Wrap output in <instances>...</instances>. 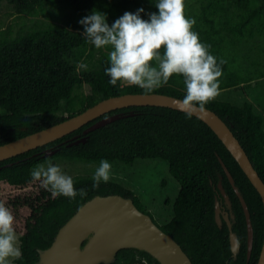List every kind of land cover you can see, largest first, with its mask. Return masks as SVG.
Segmentation results:
<instances>
[{
	"label": "trees",
	"instance_id": "trees-1",
	"mask_svg": "<svg viewBox=\"0 0 264 264\" xmlns=\"http://www.w3.org/2000/svg\"><path fill=\"white\" fill-rule=\"evenodd\" d=\"M3 2L13 7L18 19L30 17L33 24L15 32V25L5 28L6 22L0 21V145L65 121L107 98L144 93L138 87L110 84L105 71L110 66V49H99L97 57V48L84 36L79 21L98 10L111 26L125 12L136 14L141 8V18L148 20L149 14H158L155 0H0V9ZM185 15L195 19L193 30L210 46V54L226 61L219 91L264 79V0H185ZM154 93L183 98V78L174 75ZM260 104L264 107V99ZM206 107L232 125L264 180V111L252 100L237 105L215 98ZM116 114L121 117L84 133L98 120ZM82 138L86 141L75 143ZM53 149L56 153L45 155ZM152 158L167 161L181 187L173 217L161 228L193 264H257L264 240L260 193L207 123L185 111L150 105L112 110L54 142L0 161V202L13 212L19 237L21 255L15 264H36L39 249L50 247L61 227L96 195L130 197L147 213L139 197L113 179L93 189V176L77 177L75 188L87 190L86 197L53 198L39 181L32 180L34 167L57 159L133 164ZM220 159L250 211L254 230L250 259L246 215ZM220 179L235 215L233 230L240 245L236 258L227 223L220 227L216 221ZM109 264L160 263L145 251L127 248Z\"/></svg>",
	"mask_w": 264,
	"mask_h": 264
},
{
	"label": "water",
	"instance_id": "water-1",
	"mask_svg": "<svg viewBox=\"0 0 264 264\" xmlns=\"http://www.w3.org/2000/svg\"><path fill=\"white\" fill-rule=\"evenodd\" d=\"M182 99L161 93H128L107 98L65 121L0 145V161L54 142L112 110L150 105L189 113L180 105ZM189 114L200 118L213 129L260 193L264 204V180L235 136L232 125L207 107L203 112L195 111ZM120 117L119 114L104 117L88 127L84 133L101 128ZM85 141L86 139L82 138L75 143ZM56 151L47 150L45 155H53ZM220 161L246 215L248 259H250L254 240L250 211L231 172L223 160ZM221 179L218 188L226 198L228 207L231 208V201ZM215 202L216 221L220 227L223 226L224 221L227 222L229 244L236 258L240 251L238 235L233 230L229 216L222 210L219 199L217 198ZM232 217H235L233 213ZM261 246L257 264H264V240ZM127 248L145 251L160 264H193L191 258L171 234L165 232L149 213L142 211L132 198L121 194L96 195L87 201L57 232L52 245L47 249H39L40 257L36 264H109L115 260L120 250Z\"/></svg>",
	"mask_w": 264,
	"mask_h": 264
},
{
	"label": "clouds",
	"instance_id": "clouds-1",
	"mask_svg": "<svg viewBox=\"0 0 264 264\" xmlns=\"http://www.w3.org/2000/svg\"><path fill=\"white\" fill-rule=\"evenodd\" d=\"M157 13L141 18L144 9L136 14L125 12L111 26L106 14L93 10L81 19L84 36L97 49H110L109 67L105 70L112 86L138 87L151 94L168 85L175 76L183 78L185 95L180 105L187 112L206 110V105L219 95V80L224 60L210 54L208 45L200 41L193 30L195 19L185 15V0H155ZM81 64L79 67H84ZM111 163L101 160L92 180V188L110 179ZM34 182L51 193L74 200L84 198L87 190H77L72 178L59 166L48 163L31 171ZM21 255L13 212L0 202V264H12Z\"/></svg>",
	"mask_w": 264,
	"mask_h": 264
},
{
	"label": "rangeland",
	"instance_id": "rangeland-1",
	"mask_svg": "<svg viewBox=\"0 0 264 264\" xmlns=\"http://www.w3.org/2000/svg\"><path fill=\"white\" fill-rule=\"evenodd\" d=\"M0 21L6 22L5 28L11 24L15 25V32L20 31L24 26L29 27L33 24L30 17L18 19L13 7L6 2L2 3L0 9ZM98 50L96 51L97 57L99 56ZM216 99L229 101L237 105L242 104L246 100H252L258 110L263 112L264 107L260 104V99H264V79L258 81V83L254 82L238 88L219 91ZM48 163L59 166L62 172L70 176L73 181L77 177L93 176L99 166L98 163L87 164L64 159L48 161L41 165L47 167ZM111 165L110 179L133 191L139 197L147 213L153 216L158 225L164 226L171 220L173 217V204L181 187L170 173L167 161L160 158H152L138 159L133 164L116 162ZM163 182H166V184L163 185ZM167 200L170 201L169 204L166 203ZM18 247L20 248L19 237ZM12 264H15L14 260Z\"/></svg>",
	"mask_w": 264,
	"mask_h": 264
},
{
	"label": "flooded vegetation",
	"instance_id": "flooded-vegetation-1",
	"mask_svg": "<svg viewBox=\"0 0 264 264\" xmlns=\"http://www.w3.org/2000/svg\"><path fill=\"white\" fill-rule=\"evenodd\" d=\"M217 197L219 199V202H220V205H221L222 210L225 212V214H227L229 216V220L231 222H234L235 221V217H232V213H233L232 206H231V208L228 207L226 198L224 197V195L222 194V192L220 190H218ZM224 222H226V221H224Z\"/></svg>",
	"mask_w": 264,
	"mask_h": 264
}]
</instances>
